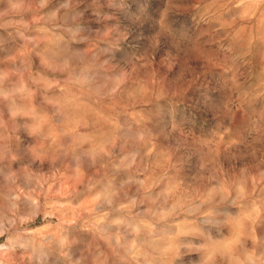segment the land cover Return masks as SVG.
<instances>
[{"label":"clouds","instance_id":"9594fccd","mask_svg":"<svg viewBox=\"0 0 264 264\" xmlns=\"http://www.w3.org/2000/svg\"><path fill=\"white\" fill-rule=\"evenodd\" d=\"M0 264H264V0H0Z\"/></svg>","mask_w":264,"mask_h":264}]
</instances>
